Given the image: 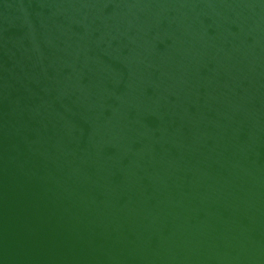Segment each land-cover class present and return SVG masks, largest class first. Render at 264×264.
Masks as SVG:
<instances>
[{
    "label": "water",
    "instance_id": "obj_1",
    "mask_svg": "<svg viewBox=\"0 0 264 264\" xmlns=\"http://www.w3.org/2000/svg\"><path fill=\"white\" fill-rule=\"evenodd\" d=\"M0 264H264V0H0Z\"/></svg>",
    "mask_w": 264,
    "mask_h": 264
}]
</instances>
